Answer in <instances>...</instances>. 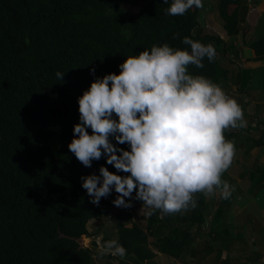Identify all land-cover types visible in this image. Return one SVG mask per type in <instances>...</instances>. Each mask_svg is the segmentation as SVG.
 Instances as JSON below:
<instances>
[{
	"label": "trees",
	"instance_id": "trees-1",
	"mask_svg": "<svg viewBox=\"0 0 264 264\" xmlns=\"http://www.w3.org/2000/svg\"><path fill=\"white\" fill-rule=\"evenodd\" d=\"M171 2L0 0V264H95L91 252L79 248L74 239L89 234L91 221L96 224L89 235L100 236L108 218L125 213L109 217L114 192L98 206L90 203L80 177L99 175L101 166L127 174L116 172L103 156L86 168L68 150L73 126L79 122L78 98L91 82L119 74L125 57L153 45L190 51L182 43L184 37L216 50L213 62L205 58L204 67L189 66V74L214 83L227 77L218 59L222 39L198 29L200 8L170 16L166 10ZM241 4L242 0H216L217 16L228 36L239 32ZM249 47L256 57H264V12L262 36ZM90 69H95L94 75ZM58 71L65 72L62 81L56 77ZM110 141L128 150L126 144L117 145L111 137ZM196 199L197 207L184 213L200 225L202 211ZM139 203L132 199L128 209ZM220 212L218 206L215 221ZM167 216L154 211L146 217V229L116 221L112 239L126 249V256L134 257V264L153 260V250L179 259L184 243L175 234L182 229L149 240L153 218L160 220L153 225L155 231ZM104 264L113 263L107 256Z\"/></svg>",
	"mask_w": 264,
	"mask_h": 264
},
{
	"label": "clouds",
	"instance_id": "clouds-1",
	"mask_svg": "<svg viewBox=\"0 0 264 264\" xmlns=\"http://www.w3.org/2000/svg\"><path fill=\"white\" fill-rule=\"evenodd\" d=\"M193 7L203 8L202 0H172L166 14L183 16ZM182 43L190 51L165 43L125 57L119 74L96 78L78 98L79 122L68 150L86 168L103 156L116 172L127 174L101 166L99 175L81 176L93 205L114 191L115 207L130 208L135 199L148 216L157 210L175 215L195 209L198 193L206 198L232 195L234 187L222 177L236 147L225 132L247 126L244 111L220 85L188 72L189 66L202 69L205 58L213 62L214 46L189 37ZM64 74L58 71L57 79L62 81ZM100 255L124 258L126 249L111 239L101 244Z\"/></svg>",
	"mask_w": 264,
	"mask_h": 264
},
{
	"label": "crops",
	"instance_id": "crops-1",
	"mask_svg": "<svg viewBox=\"0 0 264 264\" xmlns=\"http://www.w3.org/2000/svg\"><path fill=\"white\" fill-rule=\"evenodd\" d=\"M229 9L233 11L234 6ZM263 12L262 0H242L238 9L239 32L233 36L226 35L221 21L211 17V29L223 41L218 59L228 72L227 77L217 84L241 105L247 121L246 127L225 132V137L236 147L233 164L222 177L234 187L230 198H218L219 193L211 198L196 194L201 215L213 205L214 215L217 204H220L222 213L217 215L218 221L215 222L225 232L220 257L223 254L234 260L226 264H264V57H256L249 47L252 41L262 36ZM212 257L210 251L198 256L204 259L200 264H225L218 260L212 263ZM193 263L191 259L189 264Z\"/></svg>",
	"mask_w": 264,
	"mask_h": 264
},
{
	"label": "rangeland",
	"instance_id": "rangeland-1",
	"mask_svg": "<svg viewBox=\"0 0 264 264\" xmlns=\"http://www.w3.org/2000/svg\"><path fill=\"white\" fill-rule=\"evenodd\" d=\"M204 7L200 8L199 15H198V21H199V30L201 34H211L215 31H212V24H211V17L215 20L217 12H216V0H202ZM129 12H134L135 8L128 7L126 8ZM230 10V9H229ZM218 17V16H217ZM212 19V20H213ZM262 20V18H261ZM220 22V20H217ZM255 24L257 23V17L255 18ZM261 23H263L261 21ZM263 30V29H262ZM225 181V180H224ZM230 182V181H229ZM114 192V191H113ZM115 193V192H114ZM115 195H117L115 193ZM218 198H221V196H218ZM214 202V200H212ZM221 202V201H220ZM220 204L218 203L216 208H218ZM131 210L128 208H118L114 207V211L110 216H113L114 214H119L121 211H124L122 215H118L116 217L108 218L106 221L103 231L101 233L100 238L96 237L93 239L91 235H89L94 227L95 222L91 221L88 223V235L84 236L83 239V245L91 252L93 261L95 264H104L106 257L108 256L110 261L113 264H134V257L132 255L126 256L124 258L119 257H113L109 255H100V248L97 246V244L101 245L104 241L110 240L113 237V226L114 222L116 221H124L127 220L126 224L129 226L132 223H136L139 226H141L143 229L147 228V221L144 206L142 205V201H140L139 204H135ZM213 207H209V209L204 211V214L201 215L202 217V223L200 225L193 222L188 213L184 214H175V215H168L165 220H163V227L159 230L154 231V226L159 222L160 220L156 217L153 218L151 231L152 234L149 236L150 242L154 241L155 238L161 236V235H170L173 228L182 229L183 233H177L175 234L177 236V239L182 241L184 243V248L182 251V256L179 260H174L173 258L161 255L157 251H154V258L147 264H189L190 260L193 259V264H200L204 259L198 258V256L201 255L204 251H210V255L212 254V260L214 263L215 261H223L225 262H233V258H228V256H222L220 257L222 251L224 250L223 247V237L222 235L225 233L222 229V227L218 226L213 220H211L213 215ZM222 212H220L221 214ZM215 214V213H214ZM164 219V218H160ZM214 215H213V218ZM208 226V227H207ZM228 229V228H226ZM251 231V227H250ZM102 237L104 240L102 241ZM222 237V240H220ZM222 244V245H221ZM252 244H248L250 246ZM226 254V253H225ZM203 255V254H202ZM217 264V263H214Z\"/></svg>",
	"mask_w": 264,
	"mask_h": 264
},
{
	"label": "water",
	"instance_id": "water-1",
	"mask_svg": "<svg viewBox=\"0 0 264 264\" xmlns=\"http://www.w3.org/2000/svg\"><path fill=\"white\" fill-rule=\"evenodd\" d=\"M83 239H84V236H81V237H79V238H77V239H74V241L78 244V247H79V248H83V249L89 251V250L83 245Z\"/></svg>",
	"mask_w": 264,
	"mask_h": 264
},
{
	"label": "built area",
	"instance_id": "built-area-1",
	"mask_svg": "<svg viewBox=\"0 0 264 264\" xmlns=\"http://www.w3.org/2000/svg\"><path fill=\"white\" fill-rule=\"evenodd\" d=\"M97 246H98L99 248H101V245L97 244Z\"/></svg>",
	"mask_w": 264,
	"mask_h": 264
}]
</instances>
